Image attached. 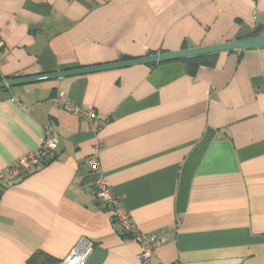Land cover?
<instances>
[{
  "label": "crops",
  "instance_id": "obj_1",
  "mask_svg": "<svg viewBox=\"0 0 264 264\" xmlns=\"http://www.w3.org/2000/svg\"><path fill=\"white\" fill-rule=\"evenodd\" d=\"M258 30L264 0H0V81ZM216 54L192 74L171 62L0 89V170L37 149L44 127L58 141L49 163L0 180V264L60 261L81 237L93 243L86 264H140L95 200L93 155L138 230L167 233L150 264H264V48Z\"/></svg>",
  "mask_w": 264,
  "mask_h": 264
},
{
  "label": "built area",
  "instance_id": "obj_2",
  "mask_svg": "<svg viewBox=\"0 0 264 264\" xmlns=\"http://www.w3.org/2000/svg\"><path fill=\"white\" fill-rule=\"evenodd\" d=\"M2 47L3 43L0 41V69L2 66ZM13 100L16 101L15 99ZM50 101L53 105L61 107L72 115L85 118L89 123L96 120L97 114L93 108L83 109L75 106L62 96L52 98ZM19 105L21 106V104ZM22 109L25 110L24 107ZM106 122L107 120L99 119L96 126H91L92 131L97 133ZM57 145L58 141L49 127H44L43 139L40 146L0 170V180L6 176L15 179L20 176L22 170L49 163L54 158ZM86 164L89 166L90 172L94 177L93 188L95 200L100 206L111 213L115 230L119 233L129 234L130 239L139 245L137 259L140 264H150L152 261H156L158 249L167 241V233L161 230L152 233L139 231L131 220L129 212L124 207L122 198L115 195L103 179L97 157L95 155L89 157L86 160ZM92 251L93 243L85 237H81L74 244L68 255L56 264H86Z\"/></svg>",
  "mask_w": 264,
  "mask_h": 264
},
{
  "label": "water",
  "instance_id": "obj_3",
  "mask_svg": "<svg viewBox=\"0 0 264 264\" xmlns=\"http://www.w3.org/2000/svg\"><path fill=\"white\" fill-rule=\"evenodd\" d=\"M259 48H264V34L256 37H250L239 41L226 42L213 46L198 47V48L185 49L174 52H166V53H161L146 57L117 61L110 64L97 65L92 67H82V68H77L67 71H59V72L43 74L33 77L1 80L0 89L11 88L14 86L23 85L32 82H40L45 80L60 79L63 77L83 75L93 72L126 68V67L138 66V65H145V66L156 65L159 63L173 62L182 59L216 54L221 52L245 51V50L259 49Z\"/></svg>",
  "mask_w": 264,
  "mask_h": 264
},
{
  "label": "trees",
  "instance_id": "obj_4",
  "mask_svg": "<svg viewBox=\"0 0 264 264\" xmlns=\"http://www.w3.org/2000/svg\"><path fill=\"white\" fill-rule=\"evenodd\" d=\"M261 32H262L261 30H258L256 32H254V33L249 35V38L258 36L259 34H261ZM216 56H217V54H210V55H203V56H198V57L182 59V60L173 61V62L182 63L185 66L186 71L188 72V74H192L200 66H211V65H213ZM122 59L123 60H128V58H126V57H123ZM165 63H171V62H165ZM165 63H159V64H165ZM159 64H156V65H159ZM156 65H149L148 67H152L153 68ZM0 79H1V77H0ZM112 224L114 225L113 218H112ZM122 236L130 237V235L126 234V233H123ZM30 261L33 264H56L58 262V261H55V260H53L51 258H48V257L43 258V257H37V256L32 257L30 259Z\"/></svg>",
  "mask_w": 264,
  "mask_h": 264
}]
</instances>
